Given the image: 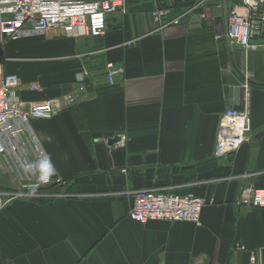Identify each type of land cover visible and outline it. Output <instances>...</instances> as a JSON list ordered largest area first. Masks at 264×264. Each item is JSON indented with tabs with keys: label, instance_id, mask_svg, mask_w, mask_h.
<instances>
[{
	"label": "crops",
	"instance_id": "obj_1",
	"mask_svg": "<svg viewBox=\"0 0 264 264\" xmlns=\"http://www.w3.org/2000/svg\"><path fill=\"white\" fill-rule=\"evenodd\" d=\"M189 1L129 0L128 14L109 15L101 38L3 46L0 84L15 74L23 101L55 103L54 118L32 127L67 185L0 207V264H248L251 252L264 259V209L240 206L245 184L264 189V48L230 47L225 19L240 0L175 8ZM157 8L183 16L180 24L160 29ZM110 63L125 70L115 86ZM80 87L86 94L68 105ZM245 106L250 141L216 157L224 112ZM116 136L121 143L109 146ZM11 184L0 168V185ZM151 188L207 200L201 223L131 220L133 193ZM54 194L63 198L46 201Z\"/></svg>",
	"mask_w": 264,
	"mask_h": 264
},
{
	"label": "built area",
	"instance_id": "obj_2",
	"mask_svg": "<svg viewBox=\"0 0 264 264\" xmlns=\"http://www.w3.org/2000/svg\"><path fill=\"white\" fill-rule=\"evenodd\" d=\"M151 1V0H142ZM129 0H0V60L2 47L8 41L24 37L54 34L61 38H101L107 32V18L112 14H128ZM189 12H186V14ZM173 10L157 8L152 17L160 29L178 26L183 16L173 18ZM225 23L230 47L246 52L264 48V0H241L228 10ZM122 66L106 65L109 86L116 85L123 75ZM17 75H7L0 84V168L13 178L14 184L0 185V207L22 199L43 198L36 194L50 186H64V180L44 153L32 122L52 120L56 113L53 100L28 104L19 95ZM29 90L37 92L38 84ZM86 94L85 88L69 96L68 105ZM252 119L249 106L242 110L228 108L218 130L216 157L237 151L250 141ZM36 193V194H35ZM129 217L145 224L150 221L201 223L207 200L192 193L177 194L171 189H141L133 193ZM63 195H45V198ZM240 206L264 209V189L245 184L241 189ZM248 264H264L258 253L251 252Z\"/></svg>",
	"mask_w": 264,
	"mask_h": 264
},
{
	"label": "water",
	"instance_id": "obj_3",
	"mask_svg": "<svg viewBox=\"0 0 264 264\" xmlns=\"http://www.w3.org/2000/svg\"><path fill=\"white\" fill-rule=\"evenodd\" d=\"M194 5V2L193 1H190V2H181L177 5H175V8H189V7H192ZM216 13L218 12L217 9L214 10ZM110 27V25H108V28ZM48 36L50 37H56L55 35L53 34H49ZM122 141V138L121 136H116L115 138H112V139H109L106 141V143L109 145V146H115V145H118L120 144ZM253 182V179L249 181V183L251 184Z\"/></svg>",
	"mask_w": 264,
	"mask_h": 264
},
{
	"label": "trees",
	"instance_id": "obj_4",
	"mask_svg": "<svg viewBox=\"0 0 264 264\" xmlns=\"http://www.w3.org/2000/svg\"><path fill=\"white\" fill-rule=\"evenodd\" d=\"M193 1H199V0H193ZM64 182H65V185L64 186H66L67 185V182L64 180ZM58 187V185H55L54 187L53 186H50V188H48L47 190L49 191H52L53 190V192H54V190L56 189ZM47 200H52V199H46V201Z\"/></svg>",
	"mask_w": 264,
	"mask_h": 264
}]
</instances>
